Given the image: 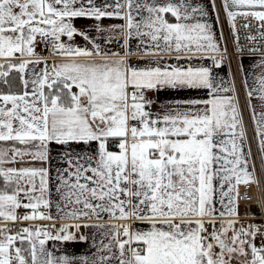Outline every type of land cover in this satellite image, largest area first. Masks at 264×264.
<instances>
[{
  "label": "snow or ice",
  "instance_id": "6c2138e0",
  "mask_svg": "<svg viewBox=\"0 0 264 264\" xmlns=\"http://www.w3.org/2000/svg\"><path fill=\"white\" fill-rule=\"evenodd\" d=\"M0 264H264V0H0Z\"/></svg>",
  "mask_w": 264,
  "mask_h": 264
},
{
  "label": "crops",
  "instance_id": "0c3cea01",
  "mask_svg": "<svg viewBox=\"0 0 264 264\" xmlns=\"http://www.w3.org/2000/svg\"><path fill=\"white\" fill-rule=\"evenodd\" d=\"M80 23H85L84 21H81ZM258 59V57H248L245 60H243L244 68L246 71L251 70V65L254 63V61ZM256 71H259L258 69ZM224 72H227V68H225L221 74L223 75ZM153 95H156L155 93ZM173 97V94L170 92H165L159 94V99L161 101H165L167 99H170ZM250 122V121H249ZM251 125V122H250ZM252 129V126H251ZM103 230H97L94 228H81L80 234H83L85 236H88V241H80L79 239L77 241L72 242H49V246L51 247L53 243L56 244V247L60 249L61 252H67L69 254L75 255L77 257L79 256H89L91 257L92 254L96 251L95 248L92 247V241L96 240L97 242L102 239L101 232Z\"/></svg>",
  "mask_w": 264,
  "mask_h": 264
},
{
  "label": "built area",
  "instance_id": "2783aa9c",
  "mask_svg": "<svg viewBox=\"0 0 264 264\" xmlns=\"http://www.w3.org/2000/svg\"><path fill=\"white\" fill-rule=\"evenodd\" d=\"M223 16H221V25L223 26ZM224 31H225V33L227 34V31H228V29H227V27L225 26L224 27ZM249 56H245L244 58H243V60H245L246 58H248ZM233 68H235V61H233ZM241 102L243 103V92H242V90H241ZM246 115H247V113L245 114V117H246ZM247 119H248V117H247ZM247 127H248V133H249V137H251L252 136V134H251V130H250V128H249V126L247 125ZM257 171H258V174H259V164H258V161H257ZM242 192H243V189H242ZM254 193H253V191H249V195H253ZM249 203H251V205H252V207H251V211H253V212H255V213H258L259 212V209L255 206V202L254 201H251V202H249ZM242 211H243V209H242ZM79 235H80V233H78L77 234V236L79 237Z\"/></svg>",
  "mask_w": 264,
  "mask_h": 264
},
{
  "label": "bare ground",
  "instance_id": "6f19581e",
  "mask_svg": "<svg viewBox=\"0 0 264 264\" xmlns=\"http://www.w3.org/2000/svg\"><path fill=\"white\" fill-rule=\"evenodd\" d=\"M247 115H246V117H245V120H246V123H247V125L249 126V128H250V130H251V134H252V129H251V127H250V122H249V120L247 119Z\"/></svg>",
  "mask_w": 264,
  "mask_h": 264
},
{
  "label": "rangeland",
  "instance_id": "374dc122",
  "mask_svg": "<svg viewBox=\"0 0 264 264\" xmlns=\"http://www.w3.org/2000/svg\"><path fill=\"white\" fill-rule=\"evenodd\" d=\"M250 127H251V125H250Z\"/></svg>",
  "mask_w": 264,
  "mask_h": 264
}]
</instances>
